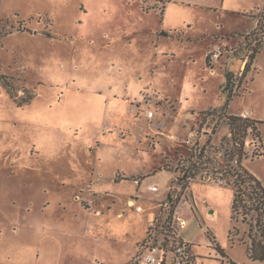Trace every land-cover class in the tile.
<instances>
[{"label":"rangeland","instance_id":"obj_1","mask_svg":"<svg viewBox=\"0 0 264 264\" xmlns=\"http://www.w3.org/2000/svg\"><path fill=\"white\" fill-rule=\"evenodd\" d=\"M88 25L151 26L158 37L118 30L90 42L80 36ZM263 27L264 0H0V264L10 255L37 264L42 227L82 231L95 226L91 213L110 214L103 228L125 236L99 239L103 252L127 246L117 217L132 198L148 228L151 212L161 228V205L174 203L195 264H264L249 255L253 239L264 246V216L245 215L253 202L243 200L234 221L236 186L217 180L225 164L240 169L225 154L236 135L242 167L264 186V157L254 154L264 153V42L254 40ZM219 46L229 50L213 73L208 55ZM110 59L138 71L141 92L119 95V110L110 88L127 90L132 78L110 73L120 65ZM229 115L261 122V141L232 132ZM194 164L197 176L182 183Z\"/></svg>","mask_w":264,"mask_h":264},{"label":"crops","instance_id":"obj_2","mask_svg":"<svg viewBox=\"0 0 264 264\" xmlns=\"http://www.w3.org/2000/svg\"><path fill=\"white\" fill-rule=\"evenodd\" d=\"M164 15H165V10L163 12V17ZM118 30L119 32L121 31L127 32L130 30L131 31L130 35L132 33L137 34L139 31H146L148 32L147 34L150 37L152 44H154V38L158 37L157 34H153L157 31L155 28L151 26L139 28V27H134V25L128 28L126 27V28H118V29L109 28V27L103 29L102 27L89 26V29L83 31V33L80 36L81 37L86 36L90 40V42H92V40L100 37L101 32H103L104 35L108 36L107 34L108 33L110 34L112 32L119 34ZM65 36L68 37L69 35L65 34ZM259 54L260 53L256 55L254 62ZM110 61H113L114 64L115 62H118L117 60H114V59H110ZM120 63L121 62H118V64ZM116 66L118 67L119 72L115 70L110 73H116V72L126 73L128 77L132 78L131 79L132 83L127 90H123V88H120L119 85H116V87L112 86L110 88V91L112 92V94H114L112 104L114 107H116V109L119 110L121 103L118 102L117 97H119V95H121L122 97L123 95L126 98H128L134 95V92L136 91V88L138 85L136 83L138 71L130 70V64H128L127 66L121 65V64L119 66L118 65ZM105 72H108V69H105ZM140 80L141 78L139 79V81ZM138 86H139L138 92H141L139 91L140 84ZM134 97L135 96H133V98ZM106 101L108 102V99ZM230 112L232 111L230 110ZM108 141L112 146H114V144L112 143L115 141L114 138L109 137ZM105 143L108 144V142H105ZM102 144H104V141L98 144V148H100ZM121 168L124 169V167H121ZM117 172L122 173V174L127 173L124 170H118ZM130 176H135V174H130ZM114 184H118V183H114ZM76 198L77 197L74 196V200ZM91 214H93V217L90 219L94 222V224L92 225H95V226L89 227L82 231L80 228L65 229L64 227L58 226V225H55L54 227H46V226L42 227V230L44 231L45 236H43V239L41 241L42 248L37 254V264H140V255L142 254V245L145 243L146 239H148V235H149V228L147 227L142 214L136 213V211L133 208H130V210L128 209L126 213H122V211L118 213L117 218L120 221H123L124 223L127 222V225L129 226V234H126L128 236L129 244L127 243L128 244L127 246H125L124 244L120 247L111 246L112 250L107 251V252H103V250H101L99 239L103 237H112L115 239V241L116 239L117 241H119V239L124 240L125 236L124 235L122 236L112 235V233L108 232L107 230L103 228L104 226L102 224V221L103 220L108 221L109 219H112V216L110 214H106L102 216H97L96 213H91ZM18 233L20 234L21 231L18 230ZM66 236L68 240L65 243L64 239H67ZM47 240H50L49 243H47ZM51 241H54L56 245H54V242L52 244ZM87 241L95 242L97 245L94 244V245L85 246L86 244H84V242H87ZM96 247H97V251L95 250ZM78 255L80 258H83V259L79 260L80 258H78ZM19 256L23 257L24 254L19 255ZM85 259L87 262L80 263V261L83 262L85 261ZM5 260L7 261L6 264H13L11 262L12 261L11 255L8 256V258L5 257ZM17 264H20V262H18ZM168 264H171V263L169 262Z\"/></svg>","mask_w":264,"mask_h":264},{"label":"trees","instance_id":"obj_3","mask_svg":"<svg viewBox=\"0 0 264 264\" xmlns=\"http://www.w3.org/2000/svg\"><path fill=\"white\" fill-rule=\"evenodd\" d=\"M259 32H260V36L255 37L256 36L255 35L254 40H257L258 38H260L258 39L259 44H260V42L261 43L264 42V27L259 28ZM259 52H260L259 49L258 51L255 50V54ZM255 57L256 55L253 54L251 59L254 61ZM207 62L209 63L208 60ZM230 98L231 97L227 98L228 103L231 101ZM227 120H228L229 126L232 129L231 130L232 132L237 133L242 130L246 131L250 129L252 130L251 132L255 134L256 137H258V139L261 141L260 132H259L260 130H259L258 124L260 125L262 123L259 122L258 120L243 118L241 116H235V115H229ZM233 137H234L235 144L234 146H232L233 147L232 151L229 153L225 152V154L226 156H229L230 158L229 162H233V161L236 162L237 160L238 162L236 163V166L240 167V169L233 168L232 166L230 165L227 166L225 164V167L219 170L217 172V175L221 177L225 181V183H228L231 180L233 184H235L236 186L234 199H233V205H232V208H233L232 219L234 221H237L236 214L240 210L243 200L253 202V209L246 210L245 215H250L251 211H254L257 215V219H259L261 216H264V186L261 184V182L257 180L256 176H254L252 173H250L249 171H247L246 169L242 167L241 160L243 159V156H244L243 151L245 147V142L244 141L243 143L238 142L236 135H234ZM260 157H264V153L258 155V158ZM201 162L202 161H199L198 163H201ZM206 163L211 164L210 161H206ZM194 165H192L194 166V168H190L188 169V171L183 172V175L180 177V181L184 182V184H188V178H191L193 180L194 177L197 176V172H198L197 165L196 164ZM228 184H226V186H228ZM173 204H169V207H166V210H165L166 211L165 213H167V218L164 221V223H162V226H161V228H164L165 230L170 229V224H171L172 217L174 215V208H175V205L173 206ZM163 208H160V209H163ZM162 211L164 212V210ZM259 223L260 222L258 221L256 222L257 226H259L258 225ZM172 232H174L178 236V239H179L178 241L180 242L182 239L179 237V230L178 231L174 230ZM213 245H214V248L217 249L219 252L221 253L223 252L220 249V247L217 244H215V242H213ZM249 255L251 257L250 259L254 262L264 261V246L262 244H256L255 239H253L252 242L250 243Z\"/></svg>","mask_w":264,"mask_h":264},{"label":"built area","instance_id":"obj_4","mask_svg":"<svg viewBox=\"0 0 264 264\" xmlns=\"http://www.w3.org/2000/svg\"><path fill=\"white\" fill-rule=\"evenodd\" d=\"M226 47L228 48V45H226ZM228 50L223 49L221 46L211 50L210 54L208 55V61L211 64V69L215 63L220 62V58L222 57L223 53ZM147 115L149 118H153L154 116L153 113H149ZM254 154L260 155L258 152H254ZM237 162L238 161L236 160V163ZM218 179L224 181L219 176L217 180ZM191 180V178H188V183ZM151 190L152 192H158L159 187L151 186ZM128 203L130 208H133L136 213H144L142 206L139 205L134 199L128 201ZM163 207H169V204H165V206L161 205V208ZM157 220H160L159 217L156 216L155 213L151 212L149 214V235L148 239H146L145 243L142 245L140 264H168L169 262L171 264H194V255L192 254L191 249L193 246H191V244L183 243L182 240L179 242L178 236L172 232L174 230L178 231L179 228L184 227L187 222L181 221L180 217H178V214L175 212L171 220L170 229L165 230L164 228L156 226L155 223Z\"/></svg>","mask_w":264,"mask_h":264}]
</instances>
